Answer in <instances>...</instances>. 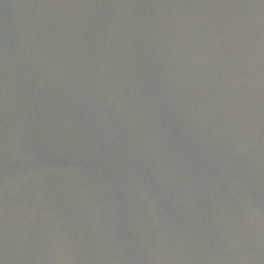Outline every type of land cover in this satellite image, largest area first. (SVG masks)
Wrapping results in <instances>:
<instances>
[{"label": "water", "instance_id": "obj_1", "mask_svg": "<svg viewBox=\"0 0 264 264\" xmlns=\"http://www.w3.org/2000/svg\"><path fill=\"white\" fill-rule=\"evenodd\" d=\"M0 264H264V0H0Z\"/></svg>", "mask_w": 264, "mask_h": 264}]
</instances>
